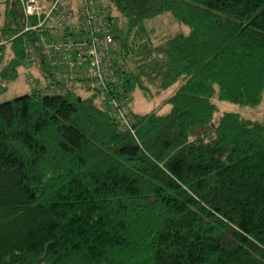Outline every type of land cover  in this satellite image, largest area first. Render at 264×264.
I'll use <instances>...</instances> for the list:
<instances>
[{"label": "trees", "instance_id": "16d2710c", "mask_svg": "<svg viewBox=\"0 0 264 264\" xmlns=\"http://www.w3.org/2000/svg\"><path fill=\"white\" fill-rule=\"evenodd\" d=\"M98 1L127 26L126 94L179 86L166 113L127 107L133 131L70 85L1 103L0 264H264V123L214 121L213 101H263L264 0ZM163 13L188 33L155 43L145 21ZM4 20L0 37L23 32L21 0ZM38 35L0 48L2 80Z\"/></svg>", "mask_w": 264, "mask_h": 264}, {"label": "built area", "instance_id": "2783aa9c", "mask_svg": "<svg viewBox=\"0 0 264 264\" xmlns=\"http://www.w3.org/2000/svg\"><path fill=\"white\" fill-rule=\"evenodd\" d=\"M27 19L23 32L0 38V48L35 31L38 36L24 38L25 68L41 64L49 81L45 91L78 84L86 92L99 94L100 102L121 128L133 131L127 107L126 66L116 49L113 29L105 6L98 0H21ZM34 22V23H33ZM28 81L35 79L29 76Z\"/></svg>", "mask_w": 264, "mask_h": 264}, {"label": "rangeland", "instance_id": "374dc122", "mask_svg": "<svg viewBox=\"0 0 264 264\" xmlns=\"http://www.w3.org/2000/svg\"><path fill=\"white\" fill-rule=\"evenodd\" d=\"M7 1L12 3L14 0H0V26L4 25V18L6 12ZM124 20L118 16L117 20L113 21V33L115 36L123 37L127 31V26L124 24ZM146 31L152 36L155 43H159L164 38L168 36H173L176 33H188L189 28L186 25L180 24L175 21L170 13H163L160 16L150 18L145 21ZM2 38V37H0ZM9 50L5 53L6 56L4 60H0V70L4 69L8 63ZM131 66H128L130 70ZM16 77L13 79L2 80L0 77V104L13 100L18 96L30 94V92L35 88H47L49 81L45 80L42 71L41 64L34 65L25 68L23 65H19L16 71ZM29 76L35 79L34 83L28 81ZM143 84L149 89L144 91L143 89H135L131 93V100L129 102L131 110L135 113L143 114L145 112H158L166 113L170 109V105L166 103V100L176 93L179 83L171 86L165 91H160L158 89V83L153 81L149 83L146 79L142 80ZM76 89V92L82 96L86 97L85 91L78 84L70 86ZM61 89L57 88L55 91L60 92ZM53 91V90H52ZM50 91V93H52ZM213 101L218 106V112L214 116V121H218L223 112L229 113H239L244 118H248L252 121H258L264 123V97L260 105L256 108L250 106H241L236 103H230L228 101H218L214 98Z\"/></svg>", "mask_w": 264, "mask_h": 264}]
</instances>
